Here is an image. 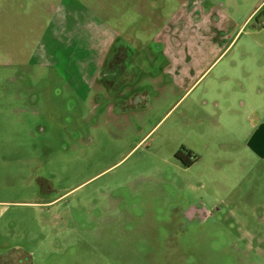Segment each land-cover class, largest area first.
Masks as SVG:
<instances>
[{
	"label": "rangeland",
	"instance_id": "1",
	"mask_svg": "<svg viewBox=\"0 0 264 264\" xmlns=\"http://www.w3.org/2000/svg\"><path fill=\"white\" fill-rule=\"evenodd\" d=\"M118 38L141 101L93 86ZM263 121L264 0H0V250L264 264Z\"/></svg>",
	"mask_w": 264,
	"mask_h": 264
},
{
	"label": "flooded vegetation",
	"instance_id": "2",
	"mask_svg": "<svg viewBox=\"0 0 264 264\" xmlns=\"http://www.w3.org/2000/svg\"><path fill=\"white\" fill-rule=\"evenodd\" d=\"M213 20L217 21L216 18ZM106 48L105 56L93 86L102 88L106 96L115 97L123 104H129L135 100H143L144 91L140 90L139 83L142 75L146 74H142L141 64L135 63L133 58L135 47L132 43H120L118 38L109 40ZM150 61H155V59H150ZM152 73H157V69L152 71ZM185 157L190 159L187 164L185 163L189 167L192 164L191 151L183 147L175 154V158L180 161H184ZM191 216H193L192 213L189 214L188 218ZM29 263L31 264L30 255H24L14 250H0V264Z\"/></svg>",
	"mask_w": 264,
	"mask_h": 264
},
{
	"label": "crops",
	"instance_id": "3",
	"mask_svg": "<svg viewBox=\"0 0 264 264\" xmlns=\"http://www.w3.org/2000/svg\"><path fill=\"white\" fill-rule=\"evenodd\" d=\"M261 125L254 128V131L250 138V146L252 152L264 153V121L260 123Z\"/></svg>",
	"mask_w": 264,
	"mask_h": 264
}]
</instances>
